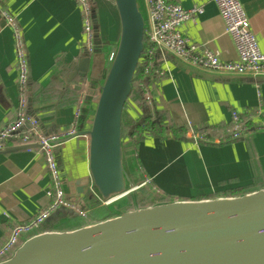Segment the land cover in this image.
I'll return each instance as SVG.
<instances>
[{"label":"crops","instance_id":"crops-1","mask_svg":"<svg viewBox=\"0 0 264 264\" xmlns=\"http://www.w3.org/2000/svg\"><path fill=\"white\" fill-rule=\"evenodd\" d=\"M92 1L101 38L110 52L119 37L117 11L109 0ZM172 1L185 9L194 5L204 7L202 15L180 28L189 41L206 45L224 62L238 61L234 40L213 0ZM239 1L264 53V0ZM142 3L146 11L144 0ZM1 6L17 17L27 46L31 76L28 116L38 122L45 137L70 131L75 125V113L82 107L81 94L72 90L69 83L73 68L85 52L81 11L73 0H3ZM170 54L160 49L156 52L157 72L143 83L150 89L151 117L159 125L144 138L140 128L123 132L127 167L133 180L140 181L136 184H141L154 204L235 197L226 194L255 185L257 190L264 189V132L255 130V125L264 122V77L220 75ZM18 76L15 36L0 15V132L17 119ZM140 87L141 84H134L141 96V106L129 99L123 125L142 123L145 108ZM260 99L263 115H257ZM233 111L247 113L251 125L247 133L235 140L227 133ZM93 114L94 108L87 110L85 123L78 126L81 132L91 128ZM170 128L184 133L174 135ZM190 132L208 137V141L197 142ZM87 138L71 140L56 151L62 177L67 181H76L89 173ZM220 138L225 140L218 143ZM15 146V141H9L4 149ZM50 189L53 187L46 159L38 149L0 153V247L7 243L15 226L29 224L50 206ZM79 203L87 215L97 205L95 199ZM83 220L82 227L99 219ZM86 220L89 222L84 223ZM54 221H46L23 236L22 243L43 233L41 230Z\"/></svg>","mask_w":264,"mask_h":264},{"label":"water","instance_id":"water-1","mask_svg":"<svg viewBox=\"0 0 264 264\" xmlns=\"http://www.w3.org/2000/svg\"><path fill=\"white\" fill-rule=\"evenodd\" d=\"M109 1L119 18L113 58H108L93 11V48L84 50L69 76L71 89L82 96V109L94 108L91 128L51 144L56 154L60 145L88 137L89 173L76 181L62 177L64 190L76 202L108 203L114 217L74 230L34 235L0 264H264V189L203 201L145 207L137 203L126 161L123 115L135 75L146 61L148 22L142 0ZM144 108L142 123L150 116L145 96ZM40 148L18 145L0 153ZM62 214L79 216L61 208L47 222Z\"/></svg>","mask_w":264,"mask_h":264},{"label":"built area","instance_id":"built-area-1","mask_svg":"<svg viewBox=\"0 0 264 264\" xmlns=\"http://www.w3.org/2000/svg\"><path fill=\"white\" fill-rule=\"evenodd\" d=\"M77 4L82 14L83 33L85 35V49L91 50L94 43V22L93 7L91 0H73ZM216 4L220 18L226 24L227 32L232 36L238 51L239 59L236 62H224L219 55L213 52L206 45L189 41L181 32L180 28L187 22L194 20L204 13V7L194 5L190 9H185L172 0H144L147 11L148 28L145 30V50L143 57L146 61L142 66L143 74L146 77L157 72L155 55L160 50L167 51L177 58L190 63L193 66L215 72L220 75H230L239 77H264V53L262 52L258 39L251 31L250 21L239 0H213ZM0 15L5 19L7 25L12 29L15 36V48L18 63V87L20 90L19 102L17 105V119L0 132V150L5 148L9 141H15L18 145L39 144V153L44 156L47 168L51 177L53 189L47 192L51 199L50 206L43 211L36 219L29 224L17 225L11 232L10 238L0 247V262L10 258L22 244V238L30 235L39 229L48 218L61 208L72 210L80 217H87V211L83 209L79 202L69 199L64 190V180L58 164L54 146L51 144L59 138L72 136L81 132L78 128L82 117V107L75 113L74 127L64 134L45 137L39 128L38 122L29 117L27 107L29 102V63L27 56V46L17 17L1 4ZM115 47L109 52L108 58L114 56ZM141 68V67H140ZM147 104H151L152 98L150 89L146 85H141ZM263 101L259 100V110L257 115H263ZM250 118L247 113L241 111L232 112V124L227 130L231 139H240L251 128ZM257 131L264 132V122L255 125ZM195 141H204L205 137L195 135L190 132ZM225 139L220 138L218 143ZM104 203L103 205H107Z\"/></svg>","mask_w":264,"mask_h":264},{"label":"trees","instance_id":"trees-1","mask_svg":"<svg viewBox=\"0 0 264 264\" xmlns=\"http://www.w3.org/2000/svg\"><path fill=\"white\" fill-rule=\"evenodd\" d=\"M92 2V7H93V11H97L96 7L94 6L93 1ZM97 14V12H96ZM147 80V77L143 74V70L142 67L139 69V71L136 73L135 75V79H134V84L135 85H142L145 81ZM130 100H133L134 102H137L139 104L138 100H141V96L139 94V92L137 91V89L135 88L132 92V95L130 97ZM140 105V104H139ZM141 106V105H140ZM126 107V106H125ZM152 108V107H151ZM86 116H87V111L86 110H82V117L80 120V127L83 126V124L85 123L86 120ZM158 122H155V119L151 117V114L149 116V118L145 121V123H141L140 121H136L134 122V126H132L131 123H129L128 125L124 124L123 125V132H127L129 133V131L133 128H140L141 129V133L142 136L141 138H144L143 136H147L150 132L154 131L156 129V126L159 125L157 124ZM169 131H171V133L174 135H181L184 133V130L181 129H177V128H170ZM165 134H168L167 131H165ZM200 135V134H199ZM204 141H208V137L205 138ZM137 141L134 139L133 140V145H136ZM258 187L257 185H255V187H248V188H242V189H238V190H234V191H229L228 194H226L227 196H237V195H242V194H246V193H250L252 191L257 190ZM97 205H93L91 211H90V215H88L87 217H92V219L95 218H102L104 219V217H112V215H109V211L107 209V207L105 205H103L102 203H96ZM154 204V202H151L150 205ZM109 215V216H108ZM80 217H75L69 214H62L60 215L57 220H55L53 223H51L50 225H46L41 232H45V231H69V230H74L77 228H80L83 223H81L80 221ZM80 221V222H79ZM70 228V229H68Z\"/></svg>","mask_w":264,"mask_h":264},{"label":"rangeland","instance_id":"rangeland-1","mask_svg":"<svg viewBox=\"0 0 264 264\" xmlns=\"http://www.w3.org/2000/svg\"><path fill=\"white\" fill-rule=\"evenodd\" d=\"M109 8V7H108ZM110 9V11L112 12L113 10L111 9V8H109ZM114 15L117 17V14H116V12L114 13ZM118 20V19H117ZM99 27H100V25H99ZM117 37V36H116ZM118 38V37H117ZM116 38V39H117ZM128 161L131 163L133 160H131V159H128ZM140 181H135V186L139 183ZM137 183V184H136ZM137 186H139V187H137V188H139L136 192H134L135 193V195H136V201H137V203L139 204V206H141V207H145V206H151L150 204H151V201H150V199H148L147 198V195H146V192H145V190L144 189H141L140 188V186H141V184H139V185H137ZM136 188V187H135ZM153 205V204H152ZM107 207V206H106ZM107 209H108V207H107ZM109 211V210H108ZM109 213H110V211H109ZM109 215H112V217H114V215L113 214H109ZM108 215V216H109ZM88 216V215H87ZM112 217H104V219H107V218H112ZM81 219H80V221H81V223H83V221H85V220H83V218H86V217H80ZM97 219H99V220H104V219H102V218H97ZM79 221V222H80ZM87 222H84V223H88L89 221L88 220H86ZM82 227V226H81Z\"/></svg>","mask_w":264,"mask_h":264},{"label":"bare ground","instance_id":"bare-ground-1","mask_svg":"<svg viewBox=\"0 0 264 264\" xmlns=\"http://www.w3.org/2000/svg\"><path fill=\"white\" fill-rule=\"evenodd\" d=\"M170 54V53H169ZM171 55V54H170Z\"/></svg>","mask_w":264,"mask_h":264}]
</instances>
